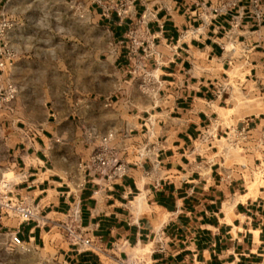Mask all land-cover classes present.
Segmentation results:
<instances>
[{
	"label": "crops",
	"instance_id": "1",
	"mask_svg": "<svg viewBox=\"0 0 264 264\" xmlns=\"http://www.w3.org/2000/svg\"><path fill=\"white\" fill-rule=\"evenodd\" d=\"M64 1L80 25L84 48L69 55L80 74L22 51L20 27L3 39L16 58L0 87L18 93L0 103V180L36 217L0 212V264H34L35 251L64 264H264V161L223 142L264 125L262 3ZM130 32L150 47L148 91L131 73ZM58 75L69 79L56 91ZM108 136L128 169L110 187L78 168Z\"/></svg>",
	"mask_w": 264,
	"mask_h": 264
},
{
	"label": "built area",
	"instance_id": "2",
	"mask_svg": "<svg viewBox=\"0 0 264 264\" xmlns=\"http://www.w3.org/2000/svg\"><path fill=\"white\" fill-rule=\"evenodd\" d=\"M125 9L123 13H125ZM10 25L7 22L0 24V72L9 70L15 63L16 54L14 51L3 42L5 35L10 30ZM132 53L135 56L136 63L131 69L133 75L140 74L141 83L140 89L148 91L156 81V77L152 70H147L145 60L150 57V47L147 46L144 40H141L135 32L129 33ZM18 89L14 84L8 83L0 87V103H9L15 99ZM111 136L102 139V143L97 151L86 161L80 163L78 168L88 174L90 179H102L106 186L110 187L115 182L121 180L127 174L126 164L118 157L116 151L110 146ZM224 149L238 150L242 154H250L258 162L264 161V125L259 131H252L248 127L234 129L229 131L224 138ZM0 212L15 213L23 222H28L36 217V212L33 208L26 207L23 204L16 202L7 189V180H0ZM70 226L68 231L73 241H80L76 235L77 212L73 211L70 215ZM11 243L14 247L24 249L23 241L16 235L11 237ZM82 243L90 246V240H83ZM124 264H147L142 260L131 259Z\"/></svg>",
	"mask_w": 264,
	"mask_h": 264
},
{
	"label": "rangeland",
	"instance_id": "3",
	"mask_svg": "<svg viewBox=\"0 0 264 264\" xmlns=\"http://www.w3.org/2000/svg\"><path fill=\"white\" fill-rule=\"evenodd\" d=\"M259 2L262 3L260 13H264V0ZM67 4L69 3L64 0H0V19H4L0 24L9 23V31L20 27L17 36L20 38L22 51L27 48L55 54L57 59L52 60L51 64L56 71L59 72L62 68L60 65L66 63L70 65L67 66L71 75L76 76L81 73L80 69L74 66L78 60L69 55L81 51L84 44L75 40L80 25L75 19V12L68 9ZM106 39V34L100 30V47ZM22 41H25L26 47ZM68 79L63 75L56 76L54 89L57 91L62 87L61 83ZM19 257V260H22L21 256ZM33 259L34 264H64L54 252L44 254L35 251Z\"/></svg>",
	"mask_w": 264,
	"mask_h": 264
}]
</instances>
